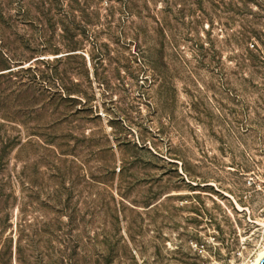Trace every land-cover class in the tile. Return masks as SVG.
<instances>
[{"label": "rangeland", "instance_id": "rangeland-1", "mask_svg": "<svg viewBox=\"0 0 264 264\" xmlns=\"http://www.w3.org/2000/svg\"><path fill=\"white\" fill-rule=\"evenodd\" d=\"M0 75V264L263 249L264 2L0 0Z\"/></svg>", "mask_w": 264, "mask_h": 264}, {"label": "trees", "instance_id": "trees-1", "mask_svg": "<svg viewBox=\"0 0 264 264\" xmlns=\"http://www.w3.org/2000/svg\"><path fill=\"white\" fill-rule=\"evenodd\" d=\"M240 3H242L243 6H247L248 3H254L257 6H262L264 0H236ZM255 48V46L253 47V49ZM31 71V69L29 70ZM1 76V75H0ZM72 94H69L68 96L70 97ZM67 100H70L71 102H73L74 100H77L75 98H68ZM47 230L45 231V233L49 234L50 237H54L55 233H57L58 231H60V227H58L55 230H52L50 228H52L50 225H47ZM19 240V239H18ZM12 242V241H11ZM51 243V241H49ZM10 250V254H11V250L12 248H9ZM67 250V248H66ZM22 253L23 250L20 246V243L18 244L17 241V260L20 264L24 263L22 261ZM29 264H78V260L73 257L72 254H67L66 251L64 253H62L61 255H42L41 257L35 259V262L33 263H29Z\"/></svg>", "mask_w": 264, "mask_h": 264}, {"label": "bare ground", "instance_id": "bare-ground-1", "mask_svg": "<svg viewBox=\"0 0 264 264\" xmlns=\"http://www.w3.org/2000/svg\"><path fill=\"white\" fill-rule=\"evenodd\" d=\"M240 211H244V209H242L241 206H238ZM264 225V223H263ZM264 258V246L263 249L258 253V255L256 256L255 260L252 261V264H259L260 261Z\"/></svg>", "mask_w": 264, "mask_h": 264}, {"label": "built area", "instance_id": "built-area-1", "mask_svg": "<svg viewBox=\"0 0 264 264\" xmlns=\"http://www.w3.org/2000/svg\"><path fill=\"white\" fill-rule=\"evenodd\" d=\"M215 240V238H213V241ZM197 248H198V245L196 246ZM199 252L200 253H204L205 251H204V246L202 245V246H200V248H199ZM251 264H252V262H251Z\"/></svg>", "mask_w": 264, "mask_h": 264}, {"label": "water", "instance_id": "water-1", "mask_svg": "<svg viewBox=\"0 0 264 264\" xmlns=\"http://www.w3.org/2000/svg\"><path fill=\"white\" fill-rule=\"evenodd\" d=\"M259 264H264V258L260 261Z\"/></svg>", "mask_w": 264, "mask_h": 264}]
</instances>
